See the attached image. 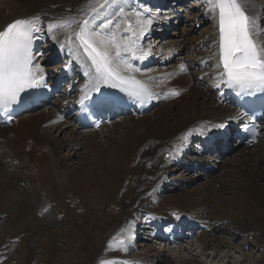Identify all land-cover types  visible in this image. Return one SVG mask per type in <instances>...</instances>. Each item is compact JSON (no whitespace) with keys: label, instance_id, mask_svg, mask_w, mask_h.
I'll use <instances>...</instances> for the list:
<instances>
[{"label":"bare ground","instance_id":"bare-ground-1","mask_svg":"<svg viewBox=\"0 0 264 264\" xmlns=\"http://www.w3.org/2000/svg\"><path fill=\"white\" fill-rule=\"evenodd\" d=\"M196 3L194 2L193 6ZM117 4L123 6L125 11L133 8L148 10L143 20L146 22L151 19L152 23L138 41L141 42L139 45L144 53H147L145 59L160 63L178 52V57L165 66L149 65L139 69L132 59L130 60L133 67L139 69L138 72L130 74L147 83L156 93L159 103L153 111H149H152L150 114H127L100 126L97 130L80 131L74 126L70 114L61 119L58 111L59 107H70L76 101V93L82 83L80 81L73 87L69 97L53 100L49 107L17 117L8 126H0V228L4 229L0 247H3V252L11 250L17 239H21L24 234L22 264H30L36 260V251L42 245L45 247L43 259L48 260L50 264L58 260L57 234L36 220L32 212L34 210L20 194L24 187L17 186L29 182L34 184L36 180L37 187L40 186V180L47 175L45 169L48 168L57 178H64L63 185L67 191L75 193L91 207L88 215H83L78 223L83 237L77 242H65L63 248L68 250V258L64 264H106L108 259L119 257V254L110 250L107 245V238L113 231L102 226V217L108 215L106 209L101 208L105 200H118L120 203L122 213L117 215L120 221L117 228L142 211L152 212L163 218L171 217L172 213H185L184 219L180 217L189 224H196L202 230L199 255L205 254L207 249L217 251L225 247L226 251L220 256V260L222 257L227 259L236 239L230 234L226 238L220 237L213 231L211 237L204 235L207 231L210 232V228H214L215 232H225L222 233L225 235L228 231L225 224L232 223L239 233L246 235H253L254 230H259L260 236L256 237L259 241L264 235V122L255 145L240 146L228 142L230 154L222 157L223 154L216 151L209 155L201 154L198 139L194 152L190 153L187 150L188 144L189 141H195V135L200 138L213 129L216 123L240 118L235 108L220 102L214 92L215 83L219 81V69L216 67V21L207 14L208 7L203 5V12L192 11L188 15V18L193 20L192 30L189 27L179 31L175 38L167 39L166 44L162 43L155 49L146 39L160 32L156 31L154 34L151 26L160 20L169 21L172 14L166 10L161 11L163 14L152 10L151 2L146 7L139 6V0H117ZM242 4L258 25L264 17V0H242ZM100 5H104V0H0V30L17 18L39 15L40 27L44 31L48 30L49 24L63 25L55 35L54 46L62 44L66 37L72 36L79 23L86 19L92 31L98 30L106 20H112L113 23L104 31H116L115 25L120 23V34L127 35L123 31V19L118 15L119 7L114 4L103 7ZM91 6L97 7L98 14L89 15ZM201 22L207 25L205 32L199 29V35L187 38L186 33H193V30L197 32V26ZM258 27L261 33H264V29L259 25ZM260 38L264 41V35ZM161 40L163 39H159L157 43ZM137 55L139 57L141 54ZM47 60L40 56L36 60L45 73H50L51 68L60 67V64L47 66ZM144 61L141 60L140 63ZM181 64L186 69L179 72L183 81L173 88L166 84L165 78L160 74L168 67H180ZM203 65H206V68H202ZM73 83L72 80L69 85ZM170 89L178 90L180 95H170ZM53 120L60 122L59 125L49 127ZM65 129L67 130L64 131ZM59 132H67L68 139H58ZM79 149H83L81 158L80 152H77ZM62 151H65V154H62ZM71 152L76 154L75 158H71ZM180 155L199 163L210 159L211 165H217L218 174L203 172L205 186H195L194 189L177 193L169 190L163 197H158L163 182L176 185L180 179L190 177L182 170L175 172L172 168L177 167L175 161ZM33 163H36V179H33L29 169V165ZM27 194L43 204L41 209H48L45 199L37 190H31ZM237 210L245 215L246 221L242 220ZM4 217L12 219L2 221ZM224 222L225 224H222ZM147 228L142 230L145 232ZM42 234L44 237L40 238ZM127 241V244L132 242L129 239ZM246 243L249 241L242 244ZM183 248L184 252L191 254V250ZM78 251L82 253L77 256ZM146 252L153 257L133 256L120 261V264H158V258L165 257L164 251L153 250L151 246L146 248ZM4 255L0 254V259ZM77 257H80V261ZM248 257L244 252L241 259L227 261V264H244ZM178 264H197V261L194 258L186 260L180 257Z\"/></svg>","mask_w":264,"mask_h":264},{"label":"snow or ice","instance_id":"snow-or-ice-1","mask_svg":"<svg viewBox=\"0 0 264 264\" xmlns=\"http://www.w3.org/2000/svg\"><path fill=\"white\" fill-rule=\"evenodd\" d=\"M208 13L218 26L219 62L217 69L220 83L240 93H254L264 91V41L255 18L248 15L242 0H205ZM114 4L119 7L118 15L122 17L127 35L120 34V23L115 25L116 31L105 32L112 20H106L98 30H89V21L84 20L79 32L74 33L79 44L83 46L91 60L88 76L91 73V92H100V85L106 84L114 88H121L128 92L134 101L144 104L153 98L151 87L135 80L133 76L124 73L138 72L130 60L143 59L147 53L140 47L138 41L147 31L152 20H143L146 9L135 8L125 11L117 0H104L101 7ZM97 13V7L89 8V15ZM95 19V17H93ZM41 17L16 19L0 30V111H8L13 105L19 103L22 94H27L29 89L45 86L43 68L36 62L37 53L34 51L35 41L41 38ZM59 26H63L62 24ZM58 24L48 25V31L53 32ZM56 37L53 36V39ZM65 42L73 43L72 37H66ZM64 44H61L63 48ZM138 53L141 55L138 57ZM94 69V72L92 71ZM184 71V65H180ZM131 85V87H126ZM219 87V84L217 85ZM169 94L179 96L180 92L170 89ZM91 96L86 91L80 104L84 105ZM97 106L107 103L105 94L101 93L92 101ZM246 116L247 114H241ZM247 127V125H245ZM132 234H128L129 241ZM119 246L127 251L125 241L121 239Z\"/></svg>","mask_w":264,"mask_h":264},{"label":"rangeland","instance_id":"rangeland-1","mask_svg":"<svg viewBox=\"0 0 264 264\" xmlns=\"http://www.w3.org/2000/svg\"><path fill=\"white\" fill-rule=\"evenodd\" d=\"M192 1H194V0H192ZM192 21L193 20L184 21L182 23V25L179 24L178 26H173L167 30H160V34L158 36H155V38H153L154 42L152 43L153 45H151V46L153 48L157 49L160 44H162V43L166 44L167 39L175 38V36L177 35V33L179 31L184 30V29L189 28V27L191 29L192 25H193ZM197 29H198L197 32L195 30H193L194 31L193 33L192 32L186 33L187 34L186 37L189 38L191 36L199 35V33H198L199 29H200V31L202 30L203 32H205L204 30L207 29V25L200 26V27L198 26ZM151 30L154 32V34L156 31H159V29H157V27H155L154 25L151 26ZM149 39H150V41H153V39L151 37H149L146 39L147 43H148ZM155 39H157V40H155ZM158 39H163V40H161V42H159V44H158L157 43ZM38 58H37V60H38ZM54 65H56V64H54ZM52 67H54V66H52ZM179 72H180V67H173V68L168 67L160 75H162L165 78L166 84H170L171 86H173V88H176L183 81V76L180 75ZM151 110L153 111L154 108H152ZM152 111L145 113V114H150V113H152ZM34 113H36V112H34ZM131 115H133V114H131ZM59 123L60 122L53 120L52 123L49 125V127L58 126ZM67 129H68V127H67ZM67 129H65L64 131H66ZM53 134H55V132H53ZM68 137L69 136H68L67 132H61V133L59 132L57 134L58 139L66 140V139H68ZM197 141H198L197 135H195V141H189L187 150L190 153L194 152V149L196 148L195 144ZM46 146H48V145H46ZM48 147H50V146H48ZM83 149H79L77 151L78 153L80 152V154H79L80 158H81V152L83 151ZM62 154H65V151H62ZM229 154L230 153L227 152L222 157H226ZM74 155H76V154H74V152H71V158H72V156L75 158L76 156H74ZM206 163L210 164L211 160L208 159L205 162L199 163V162H196L195 160L187 158L184 155H180L179 158L175 161V164L177 165V167L174 166L172 168L174 169L175 172L182 170L184 173L189 174L190 177H188L187 179L186 178L180 179L176 183V185H173V184H171V182H167V181L163 182L160 185L161 189H159V191L161 190V194L158 193L157 196L163 197V195L167 194L169 190L177 193L181 190H191V189H194L196 187L205 186V181H204L205 180V178H204L205 174L203 173L204 170L200 169L198 171H190L192 169L188 166L190 164H198V165L205 166ZM212 166H216L217 171L215 172V174H218L217 165L213 164ZM29 169L32 172L33 179H36V163L29 165ZM45 173H47V175L45 176L46 178L45 177L41 178V180H40L41 184L38 187H37V180L34 184H32V182H29L30 185L28 183H21L17 186H20L21 188L24 187V189L22 190V192L20 194L27 200V203L30 205L32 210H34L32 212H34L33 216L36 218V220L41 221V223L44 225V227L53 229L55 231V233L57 234V237H58L57 243H58L59 249L57 250L56 256H57L58 260L53 261V263H51V264H62V262L64 264V262L68 258V250L66 248H63L65 246V242H67V241L77 242L83 237L82 232L79 230V224L78 223L80 221V218L83 215H85V216L88 215L89 211L91 210V207H90V205H87L81 197H79L75 193L69 192L65 189V187L63 185L64 178H57L55 175H53L50 172V169H48V168L45 169ZM168 173H169V171H168ZM168 173H167L166 178H168ZM31 190H37L40 193V195L42 194L41 197L44 198L46 201V204L48 207L47 210L41 209L43 204L41 202H37V200H35L37 198H35L34 196L31 197V196H29V194H27ZM225 201L227 203L226 198H225ZM101 208L106 209L105 212L108 213L107 216L102 217L103 218L102 226L104 228L107 227L113 231L112 234L107 238V245H108L110 250H112L113 252L115 251V253L119 254V257L108 259L106 261V264H120V261H122L124 259H129L133 256H139V255H142V256L143 255H149L148 257H153L152 254H149L148 252H146V248H148V246H151L153 248V250L165 252V257H163V258L159 257L158 258L160 260L158 264H176V263L178 264V259L180 257L185 258L186 260L187 259L189 260V258H194L195 261H197V264H227V261L231 262V261H233V259H238V258L241 259L242 253H244V252L249 255L248 260L245 261L244 264H264V244H262V242H264V235H262V237L260 238L261 241H259V239L256 238L257 236H260L259 230H254L253 235L252 234L246 235L245 233H239L234 224H232V223L225 224V222H224L222 224H225V227L228 230L225 235H223L225 232L224 233L220 232V230L215 232L214 228H210V232L207 231L206 234L202 233L204 235H208L209 237H211V236H213L212 234L214 232L216 235L223 237V238L228 237V235L230 234V235H232L233 238L236 239L235 241H233V243H234L233 244V250H231L229 252V255H227L228 258L225 259L222 257L221 260H220V256H222L225 253V251H226L225 247L219 248L220 250H217V251H211V249H207L205 254L199 255V252H200L199 247L201 246V243H202L201 233L197 234L195 237L191 238L190 240H187V241L183 240V242H181L179 245L175 243V245L170 246V244H169V246L166 247V246H162L161 244H158V242H155V240L148 238L147 240H144L141 243L136 242L135 245H137V246L133 248L134 243L131 242V244H126V242H128V241H126L127 239H126V235H125V231H126L125 227L127 226L126 224L130 223V221L133 222V220L138 219V217L146 211H142V212H139L138 214L133 215L128 220V222L123 224L120 228H117L116 226L120 222L118 220L117 215L119 216L122 213L119 201L114 200V201L110 202L109 200H105L103 202V204H101ZM102 209H101V211H102ZM237 213L239 214V216L242 218L243 221H246L245 215L239 213V211ZM172 215L179 216V217L182 216L183 219L185 217V213H182V214L172 213ZM8 218L12 219V217H7V218L4 217V218H2V221L4 219H8ZM0 224H2L1 221H0ZM3 230H4L3 228H0V239L2 238ZM23 235H22V237H24ZM22 237H21V239H17V241L15 242V246L9 251L3 252L2 251L3 247H0V254H2V253L5 254L4 256L1 257L2 259H0V264H22V262L24 260V256H23L24 246H23ZM39 237L43 238L44 234H42ZM121 239H123L125 241V246L128 249L127 251H124V248L119 246V241ZM246 241H249V243L242 244V243H245ZM41 247H38L39 250L36 251V256H38V258L36 257V260L32 261L30 264H50V262L48 260L43 259L42 255L45 252V247H43V245ZM182 247H185L186 249L188 248V250H191V254L189 255L188 253L184 252L183 251L184 248L182 249ZM6 253H8V254L6 255ZM81 253H82V251H78V253H76V254L78 256ZM216 253H217V255H216ZM179 255H180V257H179ZM79 258L80 257H77V260L80 261ZM83 264H87V262H84ZM91 264H94V262ZM228 264H230V263H228Z\"/></svg>","mask_w":264,"mask_h":264}]
</instances>
